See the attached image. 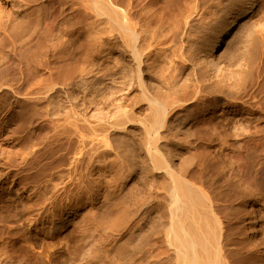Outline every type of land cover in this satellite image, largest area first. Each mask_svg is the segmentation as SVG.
<instances>
[{
	"label": "bare ground",
	"instance_id": "1",
	"mask_svg": "<svg viewBox=\"0 0 264 264\" xmlns=\"http://www.w3.org/2000/svg\"><path fill=\"white\" fill-rule=\"evenodd\" d=\"M10 1L7 12H13L16 26L2 28L0 101L8 94L19 99L12 106L23 101L26 125L33 119V126L56 121L51 136L64 154H72L66 180L59 173L58 184L53 178L42 187L36 178L31 182L39 186L43 212L29 223L41 224L47 236L42 264H264L260 0H85L88 20L79 33L87 52L64 66H51L50 56L62 52L69 39L65 9L58 15L54 1L46 4L43 24L36 7L38 19L30 13L29 3L36 0ZM4 15L6 26L10 20ZM53 32L59 37L43 49V38ZM14 53L24 62L20 73L16 67L23 63ZM13 69L20 75L9 79ZM39 69H47L49 77L36 78ZM39 101L47 104L44 114L37 110ZM4 107L0 102V116L12 109ZM178 116L195 129L210 116L209 130L198 139L214 143V155L189 169L177 164L172 149L185 146L173 128ZM191 136L193 131L184 132L183 141ZM162 138L171 141L162 144ZM189 175L215 176L213 183L223 180V186H215L212 196ZM24 208L20 203L0 214V226L13 229ZM69 221L65 236L61 229ZM62 238L63 247L51 244ZM12 263L0 257V264Z\"/></svg>",
	"mask_w": 264,
	"mask_h": 264
},
{
	"label": "rangeland",
	"instance_id": "2",
	"mask_svg": "<svg viewBox=\"0 0 264 264\" xmlns=\"http://www.w3.org/2000/svg\"><path fill=\"white\" fill-rule=\"evenodd\" d=\"M31 1H33V0H31ZM31 1L29 0L26 2L29 3ZM36 1H33L34 3L33 2L29 3L30 6L32 5L30 7L31 15H32V13H33V15L34 14L36 15L38 13V17L40 16L39 14H41V16L45 15V17H46L48 13L45 11L44 7L48 6L49 4L53 3L52 1H54V3H56V5H57L56 8L58 10V15L60 14V10L62 11V9H65V21H66L65 25H67L68 29H70L68 31L69 33L67 32L68 33L67 35L68 36L70 35V36L69 37L67 36V38H69V39L68 40L66 39L67 43L65 41L66 47L63 48V51H62L63 53L60 52L61 54L58 53V54H55V56L53 54L54 57L57 56L56 58H54L53 56H50L51 66H55V64H56V66L57 65L58 66H60V65L64 66L63 65L64 63H65V65L68 63H71L72 60L74 61V60H76V58H77V60H78V58H79V60H81L82 56L84 57V54L87 52V50H86L87 45L84 42V38H82L83 36L79 33V30L83 29V27H84L83 25L86 23L85 18L88 20V16L86 13H88L89 11H87V9L85 10V7H83L85 0H50V1L49 0H39V1L36 0ZM10 2H11L10 0H8V1L7 0H5V1L0 0V7H2V9H0V11H2L4 8L3 11H4V13L5 12L6 13H5V15L4 14H2V15L6 16V17L8 16V14H9L8 12H10V9L12 7V5L10 6V4H11ZM62 3H65V4H62ZM81 3H83V4H81ZM40 4H41V6H39ZM61 5L62 6L64 5V8ZM258 6L259 7H257V9H256L257 10L256 11V18L258 20H260V19L264 20L263 19L264 18V0H260ZM35 7L38 9L36 10ZM32 8H33V10L35 8L34 11L37 13L33 12ZM81 8H84V10ZM38 10H40V11H38ZM11 11H12V9H11ZM83 11H85V12H83ZM42 12H44V13H42ZM11 13L13 14V12H11ZM83 13H85L86 15ZM10 14L8 16L9 17L8 20H10L13 17V15H12V17H10L11 16ZM2 15L0 14V26H1L0 30L2 31L0 34V39L5 37V33H6L4 31V34H3L2 28H6L5 29L6 31H10L11 29H13V28H10L11 25L13 24L12 25V27H13L14 23H16L15 21H14V23L12 22L13 19H12V21L7 20L8 23L5 26L3 24L5 19H2L3 18ZM82 16H84V17H82ZM36 17H37V15L34 16V18L32 16V19L34 20ZM38 17H37V19H38ZM45 17L43 16V17H39V18L43 22V18H45ZM60 17L62 18V16H60ZM60 17H58L56 24L59 27L58 28L59 30H60V28H62L64 30V28L62 26L63 24L61 23V22H63L62 21L63 19H61ZM259 17H261V18H259ZM13 18H15V16ZM81 18H83V20ZM79 19H80V22L83 24L79 23V21H78ZM1 20H2V22H1ZM45 21H46V19L44 20L43 24H45ZM4 23H6V21ZM9 25H10V27H9L10 30L8 28ZM19 25L20 24H18V26ZM15 26H16V24H15ZM47 28H48V26L46 25L44 27V31L46 29V32H47V30H48ZM62 29L60 31H62ZM72 29L74 31V32L72 31L73 34L71 32ZM59 32L46 33L45 38H43L42 48L45 49L46 47H49L53 43V41H56V37L61 33V32L60 33ZM8 39L6 37V40L8 42H10V44H12V42ZM32 42H34V41H31L30 43H32ZM78 43H79V45H78ZM80 43H82V46ZM8 46H10V45H8ZM84 51H86V52H84ZM80 52H82V55ZM71 53H72V55H71ZM17 55H19V54L14 53L15 61L19 60L21 62L22 60H20V59H22V56L20 55V57H21L20 58ZM69 56L70 57L72 56V57L70 58ZM17 57H19L20 59ZM74 57H75V59H74ZM68 60H69V62H68ZM19 61H17L16 63L18 64ZM27 61L28 60L26 59V62ZM26 62H25V65H27ZM21 63H23V64H21V66L16 67V65L14 64L12 66V68H14V69H15V67H16V69L18 68L17 70L20 73L19 68L20 67L23 68L22 66L24 65V62H21ZM17 70L16 71L14 70L15 72L14 71L11 72V70H9L8 78L9 79L12 77L14 78V75L19 76L20 74L16 73ZM46 70L43 71L42 69H39V73L37 72L38 74L36 73L35 75H37V76H35V77L38 78L40 75H42V76L45 75V76H47L45 78H48L49 74L47 73ZM40 71H41V74H40ZM42 73L43 74L45 73V74L43 75ZM18 76H16L15 78H18ZM33 76H31L32 81L35 80V77H33ZM33 78H34V80H33ZM42 78L44 79V77H42ZM31 80L29 82L30 84H31ZM34 83H35V81H34ZM32 84H33V82H32ZM75 93L77 94L79 92L77 91ZM18 100L19 99L15 95L8 94L7 96H4L2 98V100L0 101L2 104L5 105L6 108H9L10 105L12 107L10 112H8L7 109L3 110L2 115L0 116V130L2 132H4L0 136V179H2L1 180L2 184L0 183V214H6L7 211H15L17 208H19L20 203H23L25 208L22 209L19 213H17L16 218H15L16 223H15V227L13 229H9L8 227L2 226V225L0 226V257L2 258V260L4 262H8V263L13 262L12 264H19V263L20 264H22V263L23 264H27V263L28 264H42L43 256L41 255L42 254V249H41L42 247L41 246L43 245L44 240L47 236H46V234L43 233V230H42L43 227H41V224H39L38 228H36V226L29 223L30 219L34 218L37 215V213L43 212L41 206H39V202H40L39 198H38L39 194L36 193L35 190H37L39 188V186L42 187L43 183L45 181H46V183H44V185L48 184L49 183L47 181L48 178H50V179L53 178L54 179L53 181H55V180L59 181V182H57V184L60 183L61 179L59 178V180H58L59 173H61L62 175L63 174L67 175V176H65V180H66L68 175H69L68 174L69 173L68 167H69V164H70V161L72 158V154L68 153V152H65V154H64L61 151V143H59L55 138H53L54 135H53L52 131H54V129H55L54 126L58 125V124H56V121H54V123L56 124L55 125L54 123H52L50 121H48V123H47L46 120H42V123H40L38 125L35 124L36 126H33L34 125L32 123L34 120L33 119V120H29V123H31V124L26 125L25 120L27 117V112H26L25 108H23V106H22L23 101L20 102L22 104H20L19 106H12V105L16 104V102ZM42 102L43 101L38 102L37 110L40 113L43 110L42 113L44 114L45 113L44 111H47V108H46L47 104L45 102H43V103ZM80 111H81V113L84 112L82 109H80ZM3 116H5L4 119H3ZM209 117L208 116L205 117V120H204L205 124H204L203 128H199V129L198 128L197 129L192 128L188 125L184 126L182 124V121H184L183 118H185L184 116L181 118H180V116H178L179 119L177 117L174 118V121H173L174 122L173 123L174 132L176 134V138H178V141L181 139L178 143H180V145H182V146L185 145L184 146L185 148L184 147H181V148L172 147V149L174 148V150H177L175 152H178L177 158H179V159H177V164L182 163L186 169H189L192 165H193V167H195L197 164L202 163L208 157H209L208 159H210L211 156H209V155H212V156L214 155V153H213L214 143L207 145L206 142L198 139V137H200L202 135V132H204L205 130H209V129H206V127L208 126L207 122L210 120V119H208ZM62 121H63V119H62ZM84 124L85 123H83V125ZM180 124H182V125H180ZM52 126H53V129H52ZM33 130H34V132H31ZM37 131H38V133H37ZM186 131H191V132L193 131V136H191V138H189V140L183 141V134H184V132L186 133ZM48 134L50 136L51 135H53V136H51V137L47 136ZM40 135H42V136H40ZM178 135H179V137H178ZM196 135H198V136H196ZM45 137H47V138H45ZM38 139H40V140H38ZM47 139H49L48 140L49 142L47 141ZM165 139L166 140H164V138H162L160 140V143L163 142L162 144H166L167 143L166 141H168V142L171 141L170 138H165ZM55 144H57V145H55ZM186 148H188V149L186 150ZM50 149H52V150H50ZM168 149H171V148H168ZM168 149H166V150H168ZM188 151H190V152H188ZM163 153L166 154L167 151L163 150ZM206 153L208 154V156ZM60 159H62V160H60ZM25 160H26V162H25ZM32 164H34V165L32 166ZM28 166H30V167H28ZM59 167L61 168V170ZM37 168H39V170ZM66 168H67V171H66ZM54 169H56V170H54ZM56 171H57V173H56ZM36 172L38 174H36ZM54 173H56V174H54ZM6 174H7V176H6L7 180L4 179ZM26 174H28V175H26ZM30 174L33 175V177ZM38 175H39V177H38ZM20 177H23V178L26 177L25 179H27V180H25L23 178L21 179ZM27 177H29L30 179L31 178H33V179H31V181H30V179ZM35 178H36V180H39V181H35V182L39 183V186L36 185L35 182L31 183V182H33V180H35ZM55 178H57V179H55ZM200 178H201V176L195 177V178H192L190 175L188 176V179L191 182L202 187L203 190L209 195L213 196L215 186H219L218 189H221L222 188L221 186H223V183L221 182L223 180L217 181V183H215V182L213 183V179L215 178V176L204 175L201 179ZM19 179H20V181H19ZM50 179H49V181H50ZM53 183H54V185L56 184V182H53ZM32 187L33 188L35 187L34 191H33ZM32 191H33V193H32ZM254 207L256 210L261 211L260 205H255ZM42 215H44V214H42ZM70 223H71V221L67 222V224L64 225V227L61 229L62 233L60 231L61 234H64V235L65 234L67 235V233H68V235L70 234L69 231L72 229L71 225L68 226V224H70ZM46 227H47V225H46ZM65 242H66V240H64L63 238L59 239V240L53 239L51 241V244L56 243L57 245H59V248H61L65 245Z\"/></svg>",
	"mask_w": 264,
	"mask_h": 264
}]
</instances>
